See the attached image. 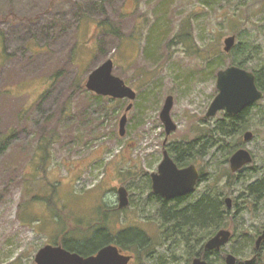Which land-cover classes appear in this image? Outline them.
<instances>
[{
	"label": "rangeland",
	"instance_id": "obj_1",
	"mask_svg": "<svg viewBox=\"0 0 264 264\" xmlns=\"http://www.w3.org/2000/svg\"><path fill=\"white\" fill-rule=\"evenodd\" d=\"M231 35L236 44L226 52ZM110 58L138 93L123 135L120 120L131 101L86 87ZM231 65L253 72L264 66V0H0V264H37L38 251L66 234L87 242L103 231L114 241L128 230L152 241L123 247L134 264H192L194 250L223 228L232 238L210 264H226L229 253L264 264V245L256 248L264 197L249 189L264 178V97L251 108L238 147L253 161L233 172V153L226 161L228 151L216 146L193 157L206 176L177 206L206 192L230 197L225 227H199L186 245L165 231L152 188L164 149L203 141L205 128L224 116L205 117L219 93L218 72ZM169 95L177 129L164 144L160 114ZM121 186L129 192L124 208Z\"/></svg>",
	"mask_w": 264,
	"mask_h": 264
},
{
	"label": "water",
	"instance_id": "obj_2",
	"mask_svg": "<svg viewBox=\"0 0 264 264\" xmlns=\"http://www.w3.org/2000/svg\"><path fill=\"white\" fill-rule=\"evenodd\" d=\"M236 44V35L228 36L225 39V51L229 52ZM114 60L108 59L94 69L87 80L86 87L99 95L109 96L118 99L135 100L136 90L129 86L125 80L114 74ZM217 87L219 93L212 101L206 118L216 116L221 110L231 114L241 113L264 97V90L259 88L256 82V74L241 66L231 65L218 72ZM174 105L173 95L166 98L160 117L163 121L167 137L177 129V124L171 116ZM133 107L131 102L120 120V133H125V126L128 121V111ZM254 133L246 131L244 140L250 141ZM253 161V155L245 147L237 149L230 157L231 170L239 171L245 165ZM153 190L166 199H172L192 193L200 178V171L195 164L186 167H179L167 149H164V157L158 166V171L151 174ZM119 192V207L124 208L129 204V192L125 186H121ZM228 208H232L233 200L230 197L225 199ZM232 238V231L223 228L210 237L204 248L210 252L220 250ZM264 241V229L256 240V248L259 249ZM131 255L123 253L116 245L109 244L99 250L96 255L84 257L77 252H71L62 245L47 244L36 254L37 264H129ZM192 264H209L208 258L197 256ZM226 264H237V257L229 253L226 256Z\"/></svg>",
	"mask_w": 264,
	"mask_h": 264
},
{
	"label": "trees",
	"instance_id": "obj_3",
	"mask_svg": "<svg viewBox=\"0 0 264 264\" xmlns=\"http://www.w3.org/2000/svg\"><path fill=\"white\" fill-rule=\"evenodd\" d=\"M254 72L256 74L257 85L264 90V66ZM252 107L253 106L248 107L238 114H229L225 112L224 116L218 119L212 128H205L206 136L203 141L196 139L186 146L171 144L168 150L174 155V158L180 167L190 164L193 157L198 156L200 158H204V156L209 154V149L215 146L218 148L220 147L219 150L222 149L228 151L224 156L226 157V161H228L229 156L240 146L243 132L246 128H249L248 119L250 117ZM216 133L219 134V137L215 136ZM232 138H236L237 141L225 145L227 140ZM205 176L206 174L201 169L200 183L204 180ZM249 189L252 197L257 200L264 197V178L252 183ZM157 198L161 201L160 209L163 222L166 224L165 231L178 235L186 245H189L190 239L196 235L199 227L207 229L209 232H216V230L225 227L227 225V217L231 212V209H228L227 204H225L226 202L222 195L215 197L210 192L204 193L195 201V203H189L182 207H177L178 205L176 206L174 204L171 205L170 203L161 200L158 195ZM102 232L103 231L98 232L92 240L87 239L88 241H85L84 243L82 239L76 241L71 239L69 240V236L71 235L68 234L62 236V238L58 241H54L53 243L57 245L60 244L68 250H73L78 253H90L102 244L112 241L108 234ZM127 236H131V238L127 239ZM196 241L198 240L196 239ZM128 242H131V244L137 248L148 247L152 244L150 238H147L141 231L138 230H128L121 233L118 238V243L124 247L128 246ZM204 245L205 244L201 245L200 250L195 249L194 253L195 255L202 254V256L204 255L207 258H210V255L214 251H207L204 248ZM261 263L262 260L260 258H254L253 260L247 262L237 261V264Z\"/></svg>",
	"mask_w": 264,
	"mask_h": 264
},
{
	"label": "flooded vegetation",
	"instance_id": "obj_4",
	"mask_svg": "<svg viewBox=\"0 0 264 264\" xmlns=\"http://www.w3.org/2000/svg\"><path fill=\"white\" fill-rule=\"evenodd\" d=\"M174 158V156H173ZM175 159V158H174ZM176 161V160H175ZM178 164V163H177ZM190 165V164H189ZM188 165H185V166H181V167H186ZM152 188H153V184H152ZM155 193V192H154ZM156 194V193H155ZM159 196V198H161V200L163 201H166L167 203H173L174 205H179V203L185 199L188 198V196L190 195H184V196H179V197H175V198H172V199H166L165 197L159 195V194H156ZM84 243V242H83ZM109 244H113V245H116L118 248L122 249L123 253L126 254V255H131L132 256V259L130 261L129 264H134L136 262V259H135V256L133 254H130L128 252L125 251V249L118 243V239H115L114 241H108L104 244H102L101 246H99L98 248H96L93 252H90V253H79L81 254L82 256L84 257H89V256H92V255H96L100 249H102L103 247H105L106 245H109ZM71 252H76V251H73V250H70ZM78 253V252H77ZM195 257H197V255H195ZM194 259V258H193ZM193 262V261H192Z\"/></svg>",
	"mask_w": 264,
	"mask_h": 264
}]
</instances>
